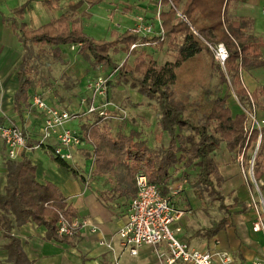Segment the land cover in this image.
Returning <instances> with one entry per match:
<instances>
[{
	"label": "trees",
	"instance_id": "obj_1",
	"mask_svg": "<svg viewBox=\"0 0 264 264\" xmlns=\"http://www.w3.org/2000/svg\"><path fill=\"white\" fill-rule=\"evenodd\" d=\"M61 1L44 0V3L55 9L62 5ZM104 1L69 0L65 12L40 27H31L23 20L27 3L14 10L13 26L24 51L15 95L17 110L28 104V92L34 88L35 58L49 52L60 58L62 46L77 45L79 53L87 56L93 66L117 69L118 83H128L145 97L155 99L161 133H167L170 138L168 145L153 149L143 140H135L122 131L114 132L105 118L95 115L82 133L92 146L94 174L110 186L100 198L133 199L139 172L146 174L151 184L163 187L172 179L170 169L184 161L185 165L198 166L197 186L209 189L219 208L229 212L232 206L226 205L218 190L223 179L214 153L225 143L233 160L243 155L242 164L248 170L252 159L249 150L257 145L260 130L254 128L250 132L247 112L234 114L227 95L221 96L206 84L200 85L199 70L211 62L218 69L220 82L235 91L245 109L252 110L255 106L256 110L264 111V87L250 92L241 76V71L263 62L249 19L232 15L237 0H161L167 7L159 14L163 35H142L128 29L112 30L111 38H96L85 31L84 18H90L91 13L80 9L85 4L94 7ZM167 40L172 58L161 65L141 47L154 44L162 48ZM219 43L230 54L224 68L211 48ZM134 44L139 46L132 49ZM121 52L133 55V63L128 60L117 63L112 53ZM195 85L200 86L199 97L192 100L189 90ZM261 131L262 140L253 165L258 182L264 175V128ZM59 161L71 168L69 162ZM8 169L7 195L0 199V230L10 232L13 217L19 224L34 221L45 225L49 237L57 241L69 239L58 235L57 223L60 215L70 221L77 215L58 188L50 183L40 184L35 165L24 154L20 161H10ZM226 220L223 218L208 232H218ZM6 233L8 258L2 264H35L23 251L20 240Z\"/></svg>",
	"mask_w": 264,
	"mask_h": 264
},
{
	"label": "crops",
	"instance_id": "obj_2",
	"mask_svg": "<svg viewBox=\"0 0 264 264\" xmlns=\"http://www.w3.org/2000/svg\"><path fill=\"white\" fill-rule=\"evenodd\" d=\"M41 1L48 10L59 9L63 6L61 1L60 7L49 9L44 0ZM33 2V0H0V122L14 121L19 124L25 130L29 142V147L21 150L14 160L7 157L6 148L0 143V199L7 195L9 162L20 161L24 154L36 167L37 181L42 185L50 183L56 186L67 199L68 204L75 209L77 218L88 220L98 229V233L92 234L83 229L69 239L57 241L49 237V231L45 225L34 221L19 224L12 217L13 227L10 232L6 233L4 230H0V264L8 258L6 250L8 239L4 233L19 239L23 251L35 264H111L112 253L100 245L102 239L114 245L120 256L121 264H131L133 260L137 259L142 262L147 256L146 254L152 253L154 250L145 247L147 252L141 253L140 251L138 257H132L122 250L118 238V231L127 220L132 198L116 197L105 201L100 198V195L107 192L110 186L105 184L103 178L94 174L96 165L92 146L84 141L75 150L74 160L69 162L73 170L67 168L61 165L53 154L54 141H41L44 117L43 113L32 105V95L35 92L41 93L35 84L34 88L28 92V104H22L18 110L16 108L15 95L19 88L18 73L24 51L13 26V20L16 17L14 10L27 3V11L23 20L29 24L28 16ZM231 13L235 17L249 19L251 32L260 44L262 64L242 71V81L248 91L252 92L258 87H264V0H237ZM52 19L37 26L30 24L29 26L40 27ZM138 93V97L141 99L147 98L140 92ZM41 94L43 96V93ZM46 100L53 105L71 108ZM31 107L35 108L36 112H30ZM257 115L260 118L264 117V111L258 110ZM93 117L95 114L88 115L86 119L76 118V120L68 122L67 125L83 132L84 126ZM126 128L118 127L116 132ZM157 128L159 130L157 135L153 136L152 144L161 146V140L166 133H161L158 123ZM214 155L223 179L220 187L225 194L218 190L225 197L226 205L232 206L231 210L227 212V214L233 212L232 218L223 217L227 219L225 226L218 232H208L223 218L212 224L204 225V221L201 219V208H203L201 193L207 189L198 187L196 184L198 166L195 165L191 169L190 166L185 165L184 161H181L170 169L172 179L160 187L162 193L171 198L174 208L185 212L184 216L174 223L173 230L180 229V232L177 233L178 238L189 243L193 248L229 253L233 258L232 264H253L255 260L264 257V237L262 233H255L252 229L254 214L249 208V201L253 191L247 179L249 170L243 167L240 155L237 160H233V154L227 150L225 143L216 149ZM5 156L6 159H4ZM85 165H89V167L85 169ZM189 173L194 174L190 175ZM262 181L264 182V175ZM228 197H231L232 202L227 203ZM221 211L226 213L224 210ZM1 213L0 206V215Z\"/></svg>",
	"mask_w": 264,
	"mask_h": 264
},
{
	"label": "rangeland",
	"instance_id": "obj_3",
	"mask_svg": "<svg viewBox=\"0 0 264 264\" xmlns=\"http://www.w3.org/2000/svg\"><path fill=\"white\" fill-rule=\"evenodd\" d=\"M33 1L28 16L31 26L40 25L67 10L68 0H62V8L55 10L46 9L41 0ZM166 8L161 3V0H105V2L94 7H89L85 4L80 11L87 10L91 13L90 18H84L85 31L88 34L97 38H111L112 30L125 31L129 28H135L139 16L144 17L146 24L153 26V33L149 35H157L161 29L159 14ZM168 45L169 40L166 41V44L162 48L156 47L154 44H145L141 47L157 60L158 65H161L172 58ZM36 48L38 47L36 46ZM62 50L60 58H54L50 52L41 54L35 58L36 60L33 64L35 66V71L33 72L36 82L35 87L43 93L44 98L55 104L71 107L70 109L78 111V119H86L88 115L84 112L85 105L83 101L84 99L90 100L92 95L91 84L96 78L102 76L108 80V99L110 101V104L107 106L110 117L104 120L111 124L114 132H116L118 127H127L122 132L133 136L135 140L145 141L153 149L160 147L159 144H156V146L152 144L153 136L157 135V131L159 130L157 123L160 118L155 99H141L138 97L139 91L136 88L125 82L122 84L118 83L117 72H114L112 68H97L93 66L87 56L79 53L78 46L69 44L62 47ZM112 57L119 64H122L125 60L133 63L134 60L133 55L123 52L118 54L112 53ZM199 74L200 85L206 84L215 93L221 96H228V103L234 114L245 111L235 91L228 84L220 82L218 69L215 65H212L211 62H206L202 69L199 70ZM199 89L200 86L198 85L190 88L189 97L192 100L199 97ZM133 100L134 102H132ZM102 101L99 100L100 105L104 103ZM33 111L36 112V109L31 107L30 112ZM168 142L169 136L166 133L161 140V145H168ZM256 150L257 145L250 148L249 152L252 157L257 153ZM6 158L5 156L4 159ZM193 166L195 165L192 164L190 168ZM87 167L89 165H85V169ZM253 173L250 170L247 172L248 184L252 191L255 189ZM189 174L193 175L194 173ZM218 189L225 194L220 186ZM201 197L203 206L201 208V219L204 221V225L206 223L212 224L214 221L221 220L225 216L232 218L233 212L228 213L229 215L222 212L218 207L219 202L209 189L203 190ZM230 202H232V199L228 197L227 203ZM144 251L147 252L148 250L143 248L141 253ZM146 255L142 262H139L137 259L133 260L131 264H160L154 251Z\"/></svg>",
	"mask_w": 264,
	"mask_h": 264
},
{
	"label": "built area",
	"instance_id": "obj_4",
	"mask_svg": "<svg viewBox=\"0 0 264 264\" xmlns=\"http://www.w3.org/2000/svg\"><path fill=\"white\" fill-rule=\"evenodd\" d=\"M132 30L142 35H149L153 33V26L146 24L144 17L139 16L137 26ZM163 34L164 30L161 26L158 35ZM138 46L134 44L131 48ZM211 48L214 50L216 60L225 67V62L230 56L227 47L219 43ZM114 72H117V69ZM91 90L90 100L83 101L84 112L87 115L97 114L105 119L109 118L108 80L102 76L96 78L91 84ZM99 100H103L104 103L100 105ZM32 105L43 113L41 141H54L53 154L57 159L66 162L74 160L75 150L84 143L85 139L80 130L68 126L67 123L78 117V111L50 104L39 92L32 95ZM245 112L250 119V132L254 128L260 130L256 150L258 151L262 140L264 117L260 118L257 115L255 106L252 110L245 109ZM0 143L5 146L7 157L12 160L18 157L21 150L29 147L25 130L14 121L0 122ZM255 156L256 154L249 168L252 173ZM242 160L243 155H240V161ZM253 182L255 189L249 201V208L254 214L252 229L255 233H262L264 237V182L262 180L258 182L254 178V173ZM184 214V211L174 208L171 198L165 196L158 185L151 184L147 175L139 172L136 177V195L129 204L127 220L118 231L122 250L132 257H138L143 248L149 247L156 253L160 264H232L233 258L229 253L198 250L178 238L177 233L180 229L174 231L173 225ZM83 229L92 234L98 233V229L86 219L76 217L70 221L60 215L57 223V232L60 237H73ZM100 245L112 253V264H120V256L112 243L102 239ZM253 264H264V257L255 260Z\"/></svg>",
	"mask_w": 264,
	"mask_h": 264
}]
</instances>
